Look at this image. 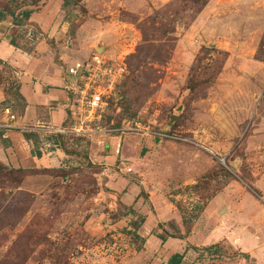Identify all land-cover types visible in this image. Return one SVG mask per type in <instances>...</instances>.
Wrapping results in <instances>:
<instances>
[{"label":"rangeland","instance_id":"obj_1","mask_svg":"<svg viewBox=\"0 0 264 264\" xmlns=\"http://www.w3.org/2000/svg\"><path fill=\"white\" fill-rule=\"evenodd\" d=\"M43 1L0 0L28 52L45 36L14 15ZM55 1L65 47L126 75L87 133L35 132L59 167L0 168V264H264V0ZM17 87L0 62V113Z\"/></svg>","mask_w":264,"mask_h":264},{"label":"crops","instance_id":"obj_2","mask_svg":"<svg viewBox=\"0 0 264 264\" xmlns=\"http://www.w3.org/2000/svg\"><path fill=\"white\" fill-rule=\"evenodd\" d=\"M57 5L58 1L44 0L41 7L30 14L28 25H36L45 36V40L37 42L31 52L11 45L4 32L8 24L0 21V62L15 70L18 91L25 103L11 127H0V163L12 168H54L61 165L64 157H68L57 144L50 149L33 150V143L27 141L23 130L17 128L27 126L46 131L62 127L68 118L70 96L65 84L69 77L65 70L69 63L83 57L72 54L65 47L67 24L61 23L63 16L56 12ZM56 14L57 19L54 17ZM5 120L1 112L0 124Z\"/></svg>","mask_w":264,"mask_h":264},{"label":"built area","instance_id":"obj_3","mask_svg":"<svg viewBox=\"0 0 264 264\" xmlns=\"http://www.w3.org/2000/svg\"><path fill=\"white\" fill-rule=\"evenodd\" d=\"M126 64L123 60L113 59L95 51L87 57L75 60L66 66L65 74L67 79L65 88L70 96L68 104V117L71 120L69 127L48 128V132H70L85 134L88 129L84 128L85 121L92 120L96 112L102 107L108 106L114 96L117 84L121 83L126 75ZM6 117L0 127H11L16 120L8 107L3 110ZM23 131H37L27 126H17ZM144 134L160 139H178L174 134L156 131L146 127ZM122 132L121 128L109 129V132ZM126 172H131L130 167H125Z\"/></svg>","mask_w":264,"mask_h":264},{"label":"trees","instance_id":"obj_4","mask_svg":"<svg viewBox=\"0 0 264 264\" xmlns=\"http://www.w3.org/2000/svg\"><path fill=\"white\" fill-rule=\"evenodd\" d=\"M9 13V15L13 16L14 14L13 13H10V12H7ZM32 13V9H24L22 11H20L17 15H14V24H17V25H21L23 20H27L29 19L30 17V14ZM6 19V14H5V11H2L0 10V21H3ZM9 43L11 45H13L14 47H17V48H20L17 44V42L15 41V39L13 37H11V39L9 40ZM124 82V79L122 80L121 84ZM19 86L17 87V93L20 97L21 100H23V97L19 94ZM25 105L24 101H23V106ZM37 131H25L23 132V136L24 138L27 140V141H31L33 143V137L36 135ZM53 138V136H52ZM53 141L55 144H58V141H57V137L56 138H53ZM65 153H67L66 150H64ZM37 155H40V152L39 151H36ZM0 168H5L4 165L0 166ZM14 170H17V171H20V172H26V173H29L30 170L29 169H23V168H15ZM162 241L165 240V237H162V236H158ZM218 245L216 244H212V245H209V246H206L204 247V251H207V252H215L217 251L218 249ZM182 258H183V254L182 253H173L166 264H182L181 261H182Z\"/></svg>","mask_w":264,"mask_h":264},{"label":"water","instance_id":"obj_5","mask_svg":"<svg viewBox=\"0 0 264 264\" xmlns=\"http://www.w3.org/2000/svg\"><path fill=\"white\" fill-rule=\"evenodd\" d=\"M101 49V48H100Z\"/></svg>","mask_w":264,"mask_h":264}]
</instances>
